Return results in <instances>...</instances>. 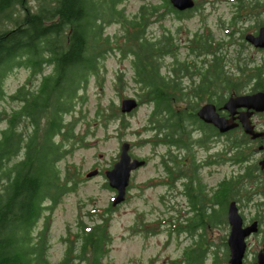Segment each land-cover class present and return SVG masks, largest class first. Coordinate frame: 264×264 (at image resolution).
<instances>
[{
    "label": "trees",
    "instance_id": "obj_1",
    "mask_svg": "<svg viewBox=\"0 0 264 264\" xmlns=\"http://www.w3.org/2000/svg\"><path fill=\"white\" fill-rule=\"evenodd\" d=\"M234 1L230 21L223 26L227 39L214 40L205 26L203 32H191L183 41L191 60L187 57L171 63L175 74L169 78L161 73L165 65L162 58L170 55L177 59L180 40L161 23L173 17L179 34L181 22L189 17L170 0L144 2L132 17L119 7L122 0H0V101L14 103L0 112V123L5 119V126L0 128V264H102L107 256L110 218L102 211L97 218L90 217L92 223L79 220L74 235L63 237L65 249L59 261H50L48 249L51 215L64 196L84 180L75 163L61 166V161L76 148L88 146L89 120L100 119L106 124L111 117H118L124 126L125 114L117 105L109 107L106 114L97 104L95 116L89 119L81 109L90 79L101 84L100 70L110 52L117 50L121 57L130 58L138 106L151 105L148 129L154 134L153 144L187 147L195 142L202 146L209 129L196 115L201 103L220 105L228 95L243 93L247 85V92L264 89V60L255 62L242 55L248 45L242 23L255 20L256 26L264 24V0ZM202 6L197 0L187 10H202ZM153 22H158L161 34L150 37L146 29ZM114 23L121 25L123 33L113 35L112 41L105 27ZM236 32L239 39L231 42ZM233 44L237 49L228 61L226 54ZM198 56L206 61L203 65L192 63ZM195 67L200 79L193 82L194 91L183 93L178 87L180 75L194 74ZM19 69L28 71L26 83L7 95L5 79ZM124 84L127 81L117 75L115 88ZM219 87L222 92L217 94ZM260 116L264 119V112ZM79 118L85 119L84 133L76 132ZM195 128L201 133L199 139L193 137ZM223 138L224 160L243 166L238 175L222 178L210 195L201 187L197 192L190 190V220L173 221L170 216L148 221L137 214L132 226L147 235L169 223L168 236L173 231L192 236L200 227L199 238L193 239V245L185 247L181 258L171 261L173 264H205L209 254L210 264H228L226 236L223 256H219L206 246L210 243L204 232L208 227L227 225L226 208L231 200L239 208L248 203L256 206L250 220L258 221V232L264 222V201H253L257 194L264 196L263 172L253 157L256 144L237 128L225 132ZM260 139L264 141V137ZM169 151L163 158L167 173ZM103 186L111 189L107 182ZM200 194L206 204L201 203ZM112 211L114 206L109 203L104 212ZM88 213L91 215L92 210Z\"/></svg>",
    "mask_w": 264,
    "mask_h": 264
},
{
    "label": "rangeland",
    "instance_id": "obj_2",
    "mask_svg": "<svg viewBox=\"0 0 264 264\" xmlns=\"http://www.w3.org/2000/svg\"><path fill=\"white\" fill-rule=\"evenodd\" d=\"M198 1L203 4V9H198L197 12H193L189 18L181 22L182 28L179 34H176L177 22L173 17H167L162 21L161 25L168 27L176 37L178 36L177 38L181 43L185 41L191 32H201L204 26L209 27L214 40L227 39L226 33L228 32L223 29V26L230 21L235 1ZM144 2L150 3L153 0H122L119 7L124 10L128 17H132ZM262 19L264 20V16ZM255 23V20H253V23L245 22L242 25L245 27L249 26L251 27L250 30H252ZM146 32L147 36L150 37L160 35L161 28L158 22L151 23L147 27ZM122 33L123 29L118 23L105 27V34L110 35L112 41H114L113 35L118 34L119 36ZM238 37L239 34L236 32L234 38L237 39ZM235 49H237L235 44L229 46L226 54L228 61H231L234 56ZM186 55V48L181 47L178 56L183 59ZM242 55L253 58L255 62L264 60V51L256 50L249 45L244 48ZM162 61L168 64L171 62V57L165 56ZM100 73V78H102L100 85L102 86L91 78L85 89L86 98L81 104L82 114H85L88 119L94 115L97 104L104 107V112L108 114L110 112L109 107L119 106L121 99L126 97L138 98L136 94L138 86L131 79L133 71L129 57H121L117 50L110 52L103 60ZM117 75H122L123 80L127 81V84H124L122 88L119 86L115 88L114 86ZM27 77L28 71L22 69L10 73L4 82V90L7 95L13 93L20 85L25 84ZM36 82L35 78L33 84ZM29 87H32V83ZM249 87L250 85H247L244 93L249 90ZM12 105H14L12 101L1 100L0 112L3 109L8 110ZM150 110L151 105L147 103L141 104L131 113L124 115V126H121V120L118 117H111L106 124L100 119L89 120L90 131L89 135H86L88 146L76 148L61 161V166L67 163H75L84 180L78 184L74 191L64 196L51 215L48 257L52 263L62 258L65 249V243L62 239L65 236L71 238L74 235L76 230H78V221L82 220L83 222L92 223L90 217L97 218L101 211L104 217L108 216L110 218L109 233L111 235L109 252L103 259L102 264H173L171 261L181 258L184 248H189V246L193 245V239L197 240L199 238V233L202 232L200 227L195 230L192 236L187 232L176 234L174 231L171 236H168L166 229L168 228L169 230V223H165L163 227L160 226L158 232L147 235L143 231L138 232L132 228L135 225L137 214L143 215L145 220L148 221L170 216L173 217V221L178 218L184 221L185 217L192 213L185 197L181 194L183 189L180 181L178 180L175 183V188L165 184L168 181L163 178L165 177V172L161 161L164 158L162 155L164 156L167 153L168 148L161 143L153 144L154 134L148 129ZM76 114L78 115L79 112H76ZM79 120L76 132L84 133L86 125L83 121L85 119L79 118ZM252 122L258 130H263L264 119L261 116L255 115L252 117ZM4 126L5 119L3 118L0 128ZM192 133L194 138L199 137L197 132L193 131ZM123 141L130 143L129 153L131 157L143 158L147 160V163L131 173L125 200L114 206V211L110 214H105L104 209L111 203L116 192L103 186L107 182L104 171L112 167L117 160L120 145ZM215 149L219 151L222 149L224 153V138H218L215 141L212 150L214 151ZM253 151V157L258 160L261 157V153L258 152L256 146ZM197 156L202 158L203 153L199 151ZM242 168L243 166L233 164L224 159L221 164L203 167L199 171V176L200 183L204 185V192L210 195L213 186L218 181H221L224 177L238 175ZM92 169H97L98 173L94 176L86 177V174ZM262 184H264V178ZM253 201H264V196L257 194ZM201 203L206 204L205 198H202ZM215 207L218 208V205ZM255 208L256 206L252 203L239 208L245 223L251 221L250 219L255 214ZM89 210H92V216L88 213ZM228 231V224L221 227H208L204 232V237L210 244H206V246L210 247L211 251L215 250L219 256H223L224 246L222 241L223 236H226L227 239ZM263 246L264 222L260 223V232L254 233L247 238L245 264L250 263L254 253ZM210 261L211 257L209 254L205 264H210Z\"/></svg>",
    "mask_w": 264,
    "mask_h": 264
},
{
    "label": "water",
    "instance_id": "obj_3",
    "mask_svg": "<svg viewBox=\"0 0 264 264\" xmlns=\"http://www.w3.org/2000/svg\"><path fill=\"white\" fill-rule=\"evenodd\" d=\"M170 3L177 10H186L194 6V0H170ZM244 39L255 48L264 49V25L261 26L256 34L247 33ZM138 107L135 97L121 99L119 109L122 114H129ZM228 116H222L212 103H205L197 110V116L205 123L212 124L220 132H227L239 124L245 134L251 139L264 137V131L255 128L252 116L256 113L264 112V89L251 93L231 94L221 106ZM239 109H241L239 111ZM263 145L259 146L262 149ZM130 143L123 141L117 160L112 167L104 171L108 186L116 193L111 201L112 206H116L125 200L126 189L130 181L131 173L142 166L145 161L132 158L130 153ZM260 166L264 167V155L259 161ZM98 173L97 169L90 170L86 177L94 176ZM226 220L229 231L226 239L228 247V264H243L247 238L256 233L259 229L257 220L245 224L235 200L229 201L226 208ZM252 264H264V246L256 253V259Z\"/></svg>",
    "mask_w": 264,
    "mask_h": 264
},
{
    "label": "flooded vegetation",
    "instance_id": "obj_4",
    "mask_svg": "<svg viewBox=\"0 0 264 264\" xmlns=\"http://www.w3.org/2000/svg\"><path fill=\"white\" fill-rule=\"evenodd\" d=\"M196 2H197V0H194V5L196 4ZM202 8H203V6H202ZM190 9H192V8H190ZM197 11L198 10H194V11L193 10H187V9L186 10H180V12L186 13V15L189 16V17L191 16V14L193 12H197ZM189 17H187V18H189ZM245 22H251V21H247L246 20ZM251 23H253V22H251ZM256 25H257V23H255L253 25L254 28L252 30H250L251 27H249V26L245 27L244 26V28H246L244 33L245 34H247V33L256 34L257 31H258V29L261 26H263L264 24H261V25H258V26H256ZM203 31H204V27L201 30V32H203ZM238 39H239V37L237 39L233 38V41H231V42H234L235 40H238ZM178 42L180 44V48L181 47L186 48V53H187V55H189L188 47L186 46V44L184 45L185 42H182V43H181V41H178ZM247 44L249 46H252L248 42H247ZM252 47L254 49H256V50L264 51V49L255 48L254 46H252ZM178 54H179V51L177 53V57H178L177 59H175V57L169 55V57H171V62L168 63V64H165L164 63L165 65H162L161 73H163L165 76H168L169 78L172 77V76H174V74H175V73L172 74V70H171L172 69V65H171V63L180 62V61H183V60L187 59V57H189V56L186 55L183 59H181L178 56ZM162 60H163V58H162ZM189 60H191V57H189ZM205 62L206 61L201 56L196 57L192 61L193 64L194 63H197V64H200V65H203ZM194 70H195L194 71V74L189 75V74L184 73L183 75H180V78H179L180 79V85L178 87L180 88V90L183 93H191L192 91H194L193 88L195 86H193V82H196L197 83V81L200 79L199 73H197L198 67H195ZM220 92H222V91H221V88L219 87V88H217V94L220 93ZM245 93H251V92H245ZM240 94H242V93H240ZM205 103H212L215 106L216 111L220 115H222V116H228L227 112L224 111L223 109H221V106L224 103V101L220 105H216L214 102L204 101L197 108V110L203 104H205ZM197 110H196V112H197ZM240 110L241 109H239V111ZM260 114L261 113H256L252 117H254L255 115L256 116L257 115L260 116ZM196 115H197V113H196ZM198 119L201 121V123H203V125L205 127H207L209 129V137L207 136L205 144H203L201 146V145H199V144H197V143L194 142V143H190L187 147H181V146L178 147L176 144H173V143H171L170 146H168L167 144H164V145L167 146L168 150H170L169 151V155H168V165H169V168L170 169H168V173H167V171H166V169L164 167L163 160L161 161V164L163 165L162 167H163L164 172H165V177H163V178H165V180L168 181V183H165V184H167L169 187L175 188L176 187L175 183L178 180L180 181V184H181L182 189H183V191L181 192V194H183V196L185 197L186 203L188 204V206L190 208V211H191V205H190L191 202H190V198L188 196L189 195L188 192L190 190H192L193 188H195V190H196L195 192H197L200 187L203 188V191H204V185H202L200 183L199 171L203 167H206V166L221 164L223 162V159H224L223 150L222 149L220 151L218 149H215L213 151L212 148H213V145L215 144V141H217L218 138H222L223 139V135H224L225 132L224 133L220 132L212 124L203 122L199 117H198ZM254 126H255V124H254ZM235 128L242 130V127H241L240 124L237 127H235ZM235 128H233V129H235ZM193 131L194 132H197L199 134V137H200L201 133H200L199 129L195 128V129H193ZM197 139H199V138H197ZM251 140L255 142L256 148H257L258 152L261 153V157L257 160V164L259 165L261 171L263 172V176H264V167L262 168L260 166V164H259L260 159L264 155V141H262L260 138L251 139ZM261 144L263 145V148L262 149H259V146ZM193 145H195V146H193ZM199 151H201L203 153V157L202 158H199L197 156V154H198ZM164 156L162 155V157H164ZM132 158H139V157L132 156ZM139 159H142V160L145 161V163L143 165H145L147 163V160H145L143 158H139ZM201 159H203V160H201ZM184 172H186V173H184ZM219 183H220V181H218L216 183V185L213 186V190H215L217 188V186H218ZM187 188H188V190H187ZM262 189L264 191V184L262 186ZM200 197H201L200 198V201L202 202V198H205V197H204L203 194H200ZM188 214H189V212H188ZM189 217H190V215L186 216L185 217V218H187L186 220H188ZM245 224H247V223H245ZM216 227H218V226H216ZM255 259L256 258L254 257V259L252 260L251 264L255 261Z\"/></svg>",
    "mask_w": 264,
    "mask_h": 264
},
{
    "label": "bare ground",
    "instance_id": "obj_5",
    "mask_svg": "<svg viewBox=\"0 0 264 264\" xmlns=\"http://www.w3.org/2000/svg\"><path fill=\"white\" fill-rule=\"evenodd\" d=\"M227 221V220H226ZM228 224V223H227ZM229 227V226H228Z\"/></svg>",
    "mask_w": 264,
    "mask_h": 264
}]
</instances>
